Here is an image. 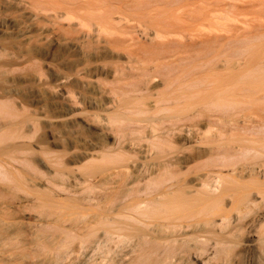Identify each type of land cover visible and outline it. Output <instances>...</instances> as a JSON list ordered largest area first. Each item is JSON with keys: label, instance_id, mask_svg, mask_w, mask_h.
Returning <instances> with one entry per match:
<instances>
[{"label": "bare ground", "instance_id": "1", "mask_svg": "<svg viewBox=\"0 0 264 264\" xmlns=\"http://www.w3.org/2000/svg\"><path fill=\"white\" fill-rule=\"evenodd\" d=\"M0 264H264V0H0Z\"/></svg>", "mask_w": 264, "mask_h": 264}]
</instances>
